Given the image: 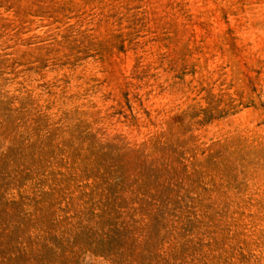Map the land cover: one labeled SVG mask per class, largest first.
Wrapping results in <instances>:
<instances>
[{
  "label": "rangeland",
  "instance_id": "1",
  "mask_svg": "<svg viewBox=\"0 0 264 264\" xmlns=\"http://www.w3.org/2000/svg\"><path fill=\"white\" fill-rule=\"evenodd\" d=\"M0 264H264V0H0Z\"/></svg>",
  "mask_w": 264,
  "mask_h": 264
}]
</instances>
